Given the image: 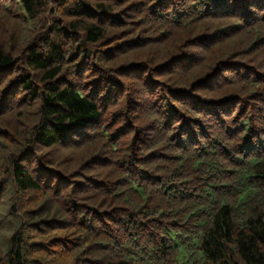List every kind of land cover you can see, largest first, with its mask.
Returning <instances> with one entry per match:
<instances>
[{"label": "trees", "instance_id": "16d2710c", "mask_svg": "<svg viewBox=\"0 0 264 264\" xmlns=\"http://www.w3.org/2000/svg\"><path fill=\"white\" fill-rule=\"evenodd\" d=\"M0 264H264V0H0Z\"/></svg>", "mask_w": 264, "mask_h": 264}]
</instances>
